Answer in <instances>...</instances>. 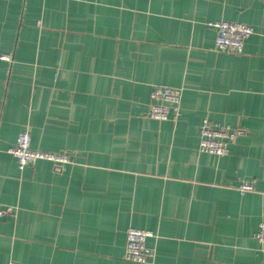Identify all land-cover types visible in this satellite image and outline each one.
Listing matches in <instances>:
<instances>
[{
	"label": "crops",
	"instance_id": "obj_1",
	"mask_svg": "<svg viewBox=\"0 0 264 264\" xmlns=\"http://www.w3.org/2000/svg\"><path fill=\"white\" fill-rule=\"evenodd\" d=\"M255 32L215 49L218 20ZM0 264H264V0H0ZM183 88L177 122L150 117L155 85ZM205 118L244 128L219 156ZM69 151L19 169L8 149ZM243 179L255 181L242 193Z\"/></svg>",
	"mask_w": 264,
	"mask_h": 264
},
{
	"label": "built area",
	"instance_id": "obj_2",
	"mask_svg": "<svg viewBox=\"0 0 264 264\" xmlns=\"http://www.w3.org/2000/svg\"><path fill=\"white\" fill-rule=\"evenodd\" d=\"M217 29L215 49L220 52L240 54L244 51L245 41L254 32L252 25L244 22L218 20L210 23ZM0 59L12 61L10 53L0 51ZM183 88L170 85H155L151 91V104L149 116L160 120L177 122L182 113ZM245 129L232 127L231 125L215 123L205 118L201 125L199 149L203 152L223 156L229 153L232 143L244 133ZM17 160L19 169L24 170L28 165L35 164L38 160H48L58 168L65 164L74 163L73 156L69 151H44L32 146V135L28 128L21 131L17 142L8 149ZM255 181L243 179L238 185L242 193L255 190ZM16 207L0 203V217L15 213ZM155 236L150 229L129 227L127 230V243L125 259L142 264H154L155 252L151 249L147 240ZM255 237L264 247V221L259 224ZM10 264H15L11 261Z\"/></svg>",
	"mask_w": 264,
	"mask_h": 264
}]
</instances>
